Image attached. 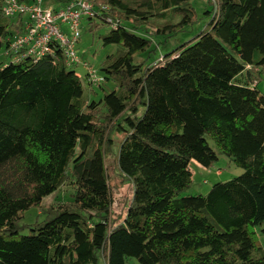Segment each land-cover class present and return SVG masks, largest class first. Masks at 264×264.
Returning a JSON list of instances; mask_svg holds the SVG:
<instances>
[{"label":"trees","instance_id":"trees-1","mask_svg":"<svg viewBox=\"0 0 264 264\" xmlns=\"http://www.w3.org/2000/svg\"><path fill=\"white\" fill-rule=\"evenodd\" d=\"M191 1L92 0L82 23L118 45L102 81L87 70L96 99L57 42L40 58L5 54L28 18L6 16L0 0V264H264V0H207V26L161 52L193 24ZM114 133L133 187L120 218L106 165ZM210 139L243 173L185 194L192 161H218ZM65 184L71 198L45 206ZM34 208L44 219L25 222Z\"/></svg>","mask_w":264,"mask_h":264},{"label":"rangeland","instance_id":"rangeland-1","mask_svg":"<svg viewBox=\"0 0 264 264\" xmlns=\"http://www.w3.org/2000/svg\"><path fill=\"white\" fill-rule=\"evenodd\" d=\"M214 1V0H212ZM207 0H192L191 3L194 6L195 15L194 22L191 26L186 28L184 31L178 33V35L169 40L166 46H161V52H166V50H171L184 42L194 39L208 24L209 17L205 13ZM217 0L214 1L216 4ZM215 6V5H214ZM86 22L82 23V35L78 43L77 52L80 56L81 63L79 65L72 66L76 73L81 76L85 85V88L92 89L94 97L96 99H101L102 92L98 87H90L85 82V76L87 70H93L96 74L101 75V67L107 55L114 54L118 50V45L112 44L104 46L102 44L101 36L106 34V29H101L97 31H89L86 28ZM159 40L157 39L156 42ZM159 53V51H158ZM142 57V56H141ZM3 55L0 53V61L3 60ZM91 68V69H90ZM258 90L264 95V78H261L258 83ZM137 109L130 108L129 113L135 114ZM141 111V109H139ZM135 112V113H134ZM128 122V120H127ZM126 120L125 123L127 124ZM124 137L123 134H113L114 145L111 152L106 156V165L110 177V183L114 192V215L116 217H121L126 212V204L132 196V184L130 181L123 179L120 175L117 166V153L118 146ZM212 147L216 150L218 154V161L210 168L204 167L197 161H192L191 169L193 172L192 183L190 188L185 192L188 195L197 194H207L213 184L220 181L231 180L234 177L239 176L243 173V169L238 166L234 161H232L228 156L219 151L213 140L210 139ZM73 192L69 184L63 185L53 197H49L45 200V206H50L52 204L57 205L58 202H63L69 200L70 194ZM44 215H39L37 208L31 209L27 212L25 217V222L33 223L37 218L39 220L44 219ZM119 220V219H118ZM260 241L264 246V237L260 236ZM127 264H140L135 258H129Z\"/></svg>","mask_w":264,"mask_h":264},{"label":"built area","instance_id":"built-area-1","mask_svg":"<svg viewBox=\"0 0 264 264\" xmlns=\"http://www.w3.org/2000/svg\"><path fill=\"white\" fill-rule=\"evenodd\" d=\"M4 13L8 17L23 15L24 33L12 38L5 54L16 60L21 49L33 58H40L53 51L58 44L61 57L68 66L80 64L76 54L77 42L82 35L83 16H94L92 0H73L65 7L43 6V0L30 5L19 0H2ZM57 42V45H56ZM88 80L97 84L102 81L93 70H89Z\"/></svg>","mask_w":264,"mask_h":264}]
</instances>
